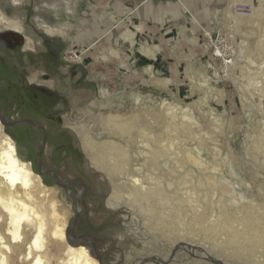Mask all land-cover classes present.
I'll use <instances>...</instances> for the list:
<instances>
[{
	"label": "bare ground",
	"instance_id": "1",
	"mask_svg": "<svg viewBox=\"0 0 264 264\" xmlns=\"http://www.w3.org/2000/svg\"><path fill=\"white\" fill-rule=\"evenodd\" d=\"M230 1L233 7L237 2H247L252 8L250 15H229L239 27L246 25L244 34L249 41L244 39L247 44L243 41L240 46V58L249 56L257 67L255 72L249 69L246 73V65L232 48L218 47L217 57L212 54L208 58L222 61L225 75L216 70V82L210 86L212 98L205 99L199 93L192 79V65L188 64L185 92L192 102L184 103L178 97L174 102L171 95L166 97L172 77L160 69L164 66L154 69L165 53L154 42L152 47L139 48V57L149 64L145 65L146 78L158 93H164L161 97L138 95L135 108L127 109V113L111 111L104 121V128L109 130L104 141L94 137L89 121L73 120L68 126L86 153L87 165L97 169L109 184L108 206L126 203L140 215L151 234V241L144 244L146 253L131 264H264V0H254V5L251 0ZM145 3L140 2L132 12ZM77 5L78 0H0V31L21 34L25 37L24 51L38 52L44 48L39 33L72 38V25H56L53 20L61 11L68 18L76 16ZM27 7L35 12L32 28L27 23ZM92 14L98 15L95 10ZM136 15L143 13L139 10ZM118 25L103 31L104 39L99 36L80 49L70 48L67 59L85 62L92 56L91 68H112L120 61L107 55L99 42L112 39L109 33L118 31ZM83 36V42L91 38ZM206 36L212 40L210 32ZM207 48L201 51L197 47L205 57ZM182 61L175 64L179 66ZM232 63L240 65V74ZM44 74L39 70L29 75L53 89L60 86L58 80H46ZM225 79L234 83L239 95L244 118L240 128L235 124L234 111L225 106ZM70 94L75 108H89L88 93L84 94L85 103ZM217 105L229 113L228 118L217 111ZM8 121L0 111V264H103L99 258L106 257V250L98 238H87L94 244L92 250L77 229L76 238L68 236L69 226L76 227L79 214L89 208L80 202L85 198V184L77 183L81 182L77 179L73 183L54 172L56 184L48 186L41 174L44 168L36 171L7 132ZM37 127L44 129L40 124ZM42 141L37 148L43 143L48 151L49 145ZM237 142H241L239 147L230 146ZM71 186L77 193L70 191ZM135 231L138 233L139 228ZM131 258L129 254L124 262Z\"/></svg>",
	"mask_w": 264,
	"mask_h": 264
},
{
	"label": "rangeland",
	"instance_id": "2",
	"mask_svg": "<svg viewBox=\"0 0 264 264\" xmlns=\"http://www.w3.org/2000/svg\"><path fill=\"white\" fill-rule=\"evenodd\" d=\"M142 1H146L145 5L139 9L143 15L137 16L139 10L135 13L132 11ZM240 3H235V7H233L229 0H78V5L75 7L78 13L76 16L68 18L66 13L61 11L59 18L53 20L56 25H72L71 39L66 40L60 36L54 38L58 44L53 42L54 44L49 46V44L46 45V38H50V40L53 38L44 33H39L38 36L43 38L44 48L38 52L41 50L42 52L32 54L30 51H26L30 54L31 63H25V67L33 73L34 69L31 66L35 65L40 68L38 71L45 72L46 70L54 77L52 79L59 81L58 93L50 91V93L48 92L49 98L43 99L34 94L29 99L24 97L23 92H20L16 96L12 94L9 105L4 97H0V106L5 111L7 120L16 121L31 117L45 126L47 131L46 143L49 145V150H43L41 167L38 166L40 155L37 146L43 139L42 132L44 130H39L38 127L30 123H19L6 127L7 132L17 141L21 154L34 164L35 170L40 172L44 168V172L41 174L44 176L45 183L48 186L56 184L53 176L55 172L66 180L70 179L73 183L77 179L81 181L77 183L85 184L86 188L84 187L83 194L85 198H80V202L87 204L89 208L85 213L79 214L76 227L75 225L73 228L69 226L68 236L76 238L74 233L78 230L79 237L85 238V244L92 250L94 244L87 238L91 236L98 238L99 244L106 250V257L99 258L103 264H116L117 262L119 264H131V261L140 254L146 253L143 251L144 244L146 241H151L152 238L144 226L142 218L134 212L132 207L126 203H121L120 206L114 208L108 206L111 188L106 180H102L101 173L97 169L87 165L85 151L79 145L76 136L68 128L71 126L70 121H89V127L92 128L94 137L104 141L107 140L109 132L108 129L104 128V121L107 120L111 111L127 113V109L135 108V98L138 95L140 98L161 97L164 93H158L151 79L146 78L145 68H148L149 64L140 58L142 55H139V48L152 47L154 42L162 46L161 51L166 53L156 62L154 69L158 70L159 67L164 66L160 69L172 77L171 91L167 93L166 97L169 98L171 95V101L174 102H176V97L184 103L192 102L187 97L188 93L185 92L189 86V79L186 77L188 64L192 65V79L197 82L200 88L199 93H202L201 95L205 99L208 96L212 98L210 86L216 82V70L225 75L223 62L208 58V55L212 56V54L215 55V58L217 57L216 49L218 47L232 48L234 54L239 56V61L246 65V73L249 72V69L251 72H255L257 67L250 63L249 56L240 58V46L243 41L246 43L244 39H248L244 34L246 25L239 27L235 23V18L229 15L230 12L239 15L252 13L249 3ZM251 4H255L254 0H251ZM94 10L98 15L92 14ZM34 15L33 7H27V23L30 28L35 27L32 21ZM48 15L55 16L52 13ZM193 15L201 22L202 26L198 25ZM116 23L119 24L117 26L118 31L114 32L115 29H113L111 32L113 34L109 33L108 36L109 39L111 37L112 39L107 42H102V40L99 42L106 48L107 55L120 61L115 63L112 68H91L92 56H88L85 62L67 59L70 48L77 47L80 49L87 46L83 43L92 42L99 36L103 37V31L109 30L111 25ZM37 31L39 32L38 29ZM206 32L212 34V40L206 36ZM10 33L12 34L9 36L8 49L5 50V59L11 69V78L17 80L13 68L21 70L19 56L22 47L25 45V37L16 32L11 31ZM83 33L91 38L83 42V35H85ZM78 36H80L79 39ZM254 37L253 39H255ZM197 47L201 51L208 47L206 57L198 51ZM173 49H175L174 52H172ZM25 54L27 53L23 54L24 57ZM182 58L183 61L177 66L176 61L182 60ZM232 68H239L237 73L240 74L241 67L239 64L232 63ZM29 77L33 82L38 83L35 78H31V75ZM229 82L224 80L225 106L228 107V110L234 111L235 124L240 128L239 124L244 122L242 107L239 105V95L235 90L234 83ZM44 85L50 87V85ZM71 92L75 94V97L78 96L83 103L86 102L84 94L88 93L90 98L86 104L89 108L79 107L78 104V108H75L71 100ZM199 93L196 92L201 97ZM8 108H11L10 112ZM217 108L218 112L227 118L229 117V113L225 114L221 106L217 105ZM243 134L244 132H241V135ZM222 143L225 145L227 142L223 140ZM240 144L241 142H237L230 144V146L239 147ZM69 189L74 193L78 191L75 186H71ZM61 199H63L62 196ZM73 202L75 203L74 199L71 200L72 209L75 208ZM75 212L76 210L73 213ZM137 227L139 234L135 231ZM129 254H131L132 260L128 259L125 263L124 259Z\"/></svg>",
	"mask_w": 264,
	"mask_h": 264
},
{
	"label": "flooded vegetation",
	"instance_id": "3",
	"mask_svg": "<svg viewBox=\"0 0 264 264\" xmlns=\"http://www.w3.org/2000/svg\"><path fill=\"white\" fill-rule=\"evenodd\" d=\"M11 31L15 32L13 30H2V31H0V97L1 96L4 97L6 103H8V105H9L10 104V97H12V94L16 96V95H19L20 92H23L24 97L25 98L27 97L29 99L32 98L34 96V94H37L40 99H43V98H49L48 92L50 93V91H53L54 93H58L59 89H57V88L53 89V88L46 86L44 84H38L36 82H33L30 79V77H29V74L31 73L30 69L25 67V63H31L30 54H28L29 51L28 52L24 51L23 47H22L21 55L19 56V64H21V70H16L15 68H13V73H14L15 77L17 78V80H13L11 78V75H10L11 69L9 68L10 66L8 65V62L5 59V57H6L5 50L8 49V45H9V41H10L9 36H10V34H12V33H10ZM44 37H46V36H44ZM46 40H47L46 45L47 44H49V46L53 45L54 44L53 42L58 44L57 40H55L54 38L52 39L53 41L50 40V38H46ZM41 52H42V50L38 53H34V52L30 51V53H32V54L33 53L39 54ZM24 53H27V54H25V57L23 56ZM31 68L34 69V72L38 71V69H40L39 67H36V65L31 66ZM42 69H44V68H42ZM44 78L46 80H50L54 77H52V75L49 74L48 72H46V70H45ZM0 109L2 110V112H5L3 110V108H1V106H0ZM10 110H11V108H8L9 112H10ZM24 119H33V118L25 117V118H21L19 120H24ZM33 120H36V119H33ZM36 121L41 126L45 127L41 122H39L38 120H36ZM22 123H28V122H22ZM22 123H20V124H22ZM38 129L40 130L41 128H38ZM42 131H41L42 132V138H43L42 140L45 141V145H47V143H46V137H47L46 128L42 129ZM43 150H44V144L42 143V147H40L38 149V152L40 155V158L38 160V166H40V167L42 165V161H41L42 157L41 156H42Z\"/></svg>",
	"mask_w": 264,
	"mask_h": 264
},
{
	"label": "water",
	"instance_id": "4",
	"mask_svg": "<svg viewBox=\"0 0 264 264\" xmlns=\"http://www.w3.org/2000/svg\"><path fill=\"white\" fill-rule=\"evenodd\" d=\"M0 111L2 112L1 109H0ZM22 122H28V123L34 124L35 126H39V123L33 119L16 120V121H10V122L8 121L6 124H7V126H12V125L19 124Z\"/></svg>",
	"mask_w": 264,
	"mask_h": 264
}]
</instances>
